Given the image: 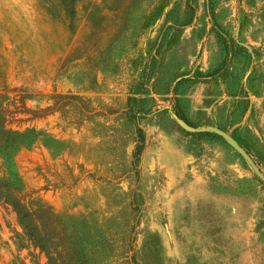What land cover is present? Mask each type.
Listing matches in <instances>:
<instances>
[{
	"label": "rangeland",
	"instance_id": "1",
	"mask_svg": "<svg viewBox=\"0 0 264 264\" xmlns=\"http://www.w3.org/2000/svg\"><path fill=\"white\" fill-rule=\"evenodd\" d=\"M3 127L32 133L0 177L114 256L264 264V183L218 132L264 174V0H0ZM45 263L0 201V264Z\"/></svg>",
	"mask_w": 264,
	"mask_h": 264
},
{
	"label": "trees",
	"instance_id": "2",
	"mask_svg": "<svg viewBox=\"0 0 264 264\" xmlns=\"http://www.w3.org/2000/svg\"><path fill=\"white\" fill-rule=\"evenodd\" d=\"M88 15L91 18L93 12H89ZM40 112H48V108L44 111L25 110L22 114L34 119ZM176 114L181 120L190 124L182 115L177 112ZM31 133V130L14 131L4 127L0 130L2 136L0 157L6 170L9 164L12 165V152L20 150L24 144H27ZM5 138H12V141L7 142ZM143 141L144 135L138 130L132 151L133 158L142 151ZM15 180L17 182L9 179V175L0 177V201L12 209L23 238L44 255L45 264H132V257H129L131 249L127 244L124 245L123 254L119 252L114 256L112 243L107 237L101 238L96 235L92 237L89 233L88 240L73 226H67L50 206L34 195L28 194L16 169Z\"/></svg>",
	"mask_w": 264,
	"mask_h": 264
},
{
	"label": "water",
	"instance_id": "3",
	"mask_svg": "<svg viewBox=\"0 0 264 264\" xmlns=\"http://www.w3.org/2000/svg\"><path fill=\"white\" fill-rule=\"evenodd\" d=\"M179 121L181 120L180 118L176 117ZM182 121V120H181ZM183 126L189 130L190 132H201L204 130V128H195V127H191L189 124H187L186 122H182ZM220 134H222L224 136V139L226 140V142L228 143V145L234 149L245 161L246 163L250 166V168L252 169V171L256 174V176L264 183V174L261 172V170L258 168V166L255 164V162L253 161V159L250 157V155L244 150V148L242 146H240V144L233 139L230 136L224 135L221 131H218Z\"/></svg>",
	"mask_w": 264,
	"mask_h": 264
}]
</instances>
